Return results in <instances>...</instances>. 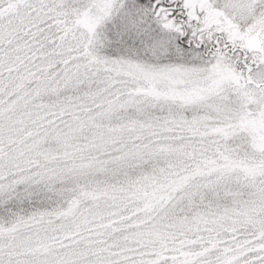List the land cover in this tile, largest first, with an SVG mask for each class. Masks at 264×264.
<instances>
[{"label": "snow or ice", "instance_id": "6c2138e0", "mask_svg": "<svg viewBox=\"0 0 264 264\" xmlns=\"http://www.w3.org/2000/svg\"><path fill=\"white\" fill-rule=\"evenodd\" d=\"M0 264H264V0H0Z\"/></svg>", "mask_w": 264, "mask_h": 264}]
</instances>
